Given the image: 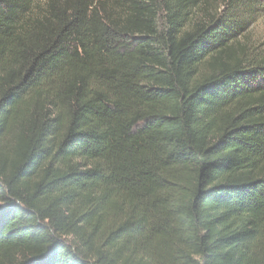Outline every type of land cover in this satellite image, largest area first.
<instances>
[{
  "label": "trees",
  "instance_id": "16d2710c",
  "mask_svg": "<svg viewBox=\"0 0 264 264\" xmlns=\"http://www.w3.org/2000/svg\"><path fill=\"white\" fill-rule=\"evenodd\" d=\"M203 2L0 0V264H264V56Z\"/></svg>",
  "mask_w": 264,
  "mask_h": 264
},
{
  "label": "rangeland",
  "instance_id": "374dc122",
  "mask_svg": "<svg viewBox=\"0 0 264 264\" xmlns=\"http://www.w3.org/2000/svg\"><path fill=\"white\" fill-rule=\"evenodd\" d=\"M227 5L232 6L237 15L248 24L242 35V39L250 46L248 55L264 56V13L254 9L253 0H204L197 17L204 16L207 12H222ZM159 24H164L163 17L160 18Z\"/></svg>",
  "mask_w": 264,
  "mask_h": 264
}]
</instances>
